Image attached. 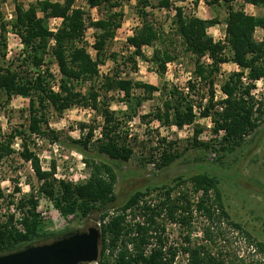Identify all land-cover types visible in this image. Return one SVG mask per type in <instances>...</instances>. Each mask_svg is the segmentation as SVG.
I'll use <instances>...</instances> for the list:
<instances>
[{"label":"trees","instance_id":"obj_1","mask_svg":"<svg viewBox=\"0 0 264 264\" xmlns=\"http://www.w3.org/2000/svg\"><path fill=\"white\" fill-rule=\"evenodd\" d=\"M77 1L40 0L26 7L15 1L9 20L5 19L0 8V108L8 106L15 97L27 100V108L22 111L27 124L15 126L8 133H3L0 128V166L4 163H10V166L17 156L16 159L29 164L39 184L35 189L29 185L28 194H24L17 183L10 193L0 186V205L7 210L0 217V254L16 251L30 243H48L59 236L57 233L44 232L45 223L38 211L39 196L50 200L62 216L74 215L77 218H87L94 210L110 208L117 199L114 193L117 173L113 164L102 159L96 160L88 151L95 128H88L84 138L74 141L75 149L83 156L89 170L84 182L74 184L56 180L54 164L50 171L42 168L32 139H44L50 133L49 110L58 115L73 107L95 111L102 118L100 136L94 141L97 154L121 162L130 159L132 149L127 144L128 130L121 129L122 122L104 101L108 93L122 94V102L126 106L124 125L128 120L137 118L144 125L157 122L161 126L182 129L193 125L197 117L209 118L213 125L212 132L215 135L222 132L220 150L225 152L240 146L246 136L256 131L264 118L263 103L257 101L252 93L256 82L264 80V39L257 41L254 38L256 29L264 32V11L254 16L235 9L232 6L235 0H205L210 7L222 3L226 8L224 40L214 41L208 36L207 28L216 24V19L186 18L181 8H175L172 35L179 40L183 52L193 57V74L207 87L206 94L194 100L192 93H199V90L190 81L186 92L179 86L167 83L158 88L122 77V73L117 70L103 76L99 88L90 85L86 93L77 90V86L81 87L87 81L96 79L99 67L105 65L106 60H116L114 54L106 56L105 50L120 27L122 17L121 13H110L90 23L95 30L93 59L84 43L86 13L76 6ZM84 1L89 8L99 7L105 2ZM172 1L176 0H160L153 9L169 8ZM243 1L256 7L264 6V0ZM4 2L0 0V4ZM139 4L142 5L138 10L141 25L126 39L128 48L132 49L127 60L134 70L137 59L146 60L162 77L167 65L178 59V53L172 39L168 36L163 38L154 22L148 20L149 13L145 10L148 2L143 0ZM48 19L61 20L55 31L45 25ZM10 33L19 39L21 49L15 57L8 59L7 35ZM157 42L163 48L155 47L151 57L145 59L143 49ZM204 58H208L210 63H205ZM228 63L236 65L239 71L230 73L221 82L219 90L222 96L216 98V76L221 66ZM52 64L56 65L59 74L57 90L54 89L56 80ZM155 92L160 93V104L146 114H140V108L153 99ZM204 99L206 103H203ZM194 108L198 110V115ZM80 128L84 130L87 127L81 124ZM199 132L200 129L195 127L194 146L199 145L208 150L210 146L207 143L196 142ZM17 141L18 149L14 148ZM175 158L176 155L164 149L160 162L155 166L159 169L169 166ZM216 160L219 162L220 158ZM11 170L17 171L15 167ZM14 180L9 182H16ZM173 181L172 185L161 187V192L153 197V204L145 200L150 189L137 190L121 207L114 210L112 216H109L108 210L101 213V222L108 219L101 227L100 261L107 258L104 250L108 248L110 256L116 252L113 264H175L178 254L185 257L183 264H240L237 257L226 258L223 253L212 248L216 244L215 238L223 236L220 227L223 223L248 237L254 251L264 257V244L252 238L241 224L230 219L216 176L203 172L186 178L178 176ZM186 183L190 184L189 189L183 188ZM195 217L203 219L205 223L200 229V240L196 239L192 229ZM168 225L178 226L186 233L169 244L165 237ZM151 239L153 247L150 254L145 256L144 251L151 244ZM128 245L132 246L131 249Z\"/></svg>","mask_w":264,"mask_h":264},{"label":"rangeland","instance_id":"obj_2","mask_svg":"<svg viewBox=\"0 0 264 264\" xmlns=\"http://www.w3.org/2000/svg\"><path fill=\"white\" fill-rule=\"evenodd\" d=\"M15 1L23 3L26 7L29 3L40 0H5L4 3L0 4V8L7 20L12 18ZM142 1L105 0L101 6L96 8H89L84 0L76 2V6L82 8L86 13L87 29L84 43L86 50L93 59L95 58V51L93 50L95 30L90 23L105 18L110 13L122 14L120 27L116 30L113 39L107 44L105 50L106 56L114 54L116 60H106L105 65L99 67V75L96 79L87 81L81 87L77 86V90L86 93L90 85L97 89L103 76L110 75L117 70L118 73H122V77L151 84L158 88L167 83L179 86L186 92L187 83L190 81L199 90V93H192V98L199 100L200 95L206 94L207 87L199 82L193 74V57L183 52L179 40L172 35V16L160 11L159 8L153 9V7L158 6L160 0H145L148 2V7L145 8L149 13L148 20L154 22L163 38L168 36L169 39H172L178 53V59L167 65V71L162 77L157 74L154 68H151L146 60L137 59L136 70L132 68L131 62H128L127 57L132 49L128 48L126 39L141 25L138 10L142 8V5L139 4ZM232 6L241 10L244 8L241 3H233ZM203 8L205 9L204 13L199 17L216 19L219 24L216 30L213 27L212 32L208 31V35H216L215 38L217 39L218 35H223L226 8L224 6ZM247 11V14L260 15L264 11V6L247 7ZM60 22V19H48L45 20V25L51 31H55ZM254 38L257 41L264 39L263 31H255ZM7 39V58L11 59L20 51L21 44L14 34H8ZM166 44L169 45V42L166 41ZM155 47L163 48V45L157 42L152 47H145L143 49L145 59L151 57ZM203 61L210 63L206 58ZM51 69L56 80L54 85H58L59 74L56 65L52 64ZM236 71H239V68L231 63L221 66L214 84L216 98L222 96L219 90L221 82L230 73ZM252 93L257 101L263 103L264 110V80L256 82ZM101 94L103 93L101 92ZM196 94L197 96H195ZM104 101L109 109L116 113V118L122 122L121 129L123 131L128 130L127 144L132 149V155L127 162L112 161L97 154L94 141L100 136L99 129L102 118L90 108L73 107L61 115L49 110L47 116L50 133L44 139L33 137L32 140L34 141L35 151L40 158L41 166L45 171H50L51 166L54 164V178L56 180L77 184L88 178L89 170L84 164L83 156L75 149L74 141L84 138L88 128H95L94 138L89 144L88 151L96 160L102 159L113 164L117 173V182L114 186L117 199L110 208L94 210L87 218H77L74 215L62 216L50 200L44 196H39L38 211L45 223V233L61 235L67 232L85 231L88 227L96 225L102 212L108 210V214L114 213V210L121 207L127 198L137 190L150 189V193L146 195L145 200L153 204V197L156 193L161 192V187L172 185L173 180L178 176L186 178L196 173L206 172L217 177L224 207L230 219L241 224L252 238L264 244V118L256 131L246 136L240 146L231 152H225L220 150L221 136L212 132L213 125L209 118L197 117L193 125L185 126L182 129L173 126H161L157 122L144 125L137 118L132 121L128 120L124 125L126 106L122 102V94L108 93ZM203 103H206L205 99ZM158 104H160V93L155 92L153 99L145 102L140 108V114H146ZM26 108L27 100L21 97L13 98L8 106L0 108L1 131L8 133L15 126L26 125L25 116L22 115V111ZM81 124H85L87 128L81 130ZM195 127L200 129L199 134L196 136V142L198 144L207 143L210 146L208 150L199 145L194 146L193 130ZM51 132L54 134H51ZM159 141L163 142L159 144ZM18 147L17 141L14 148L18 149ZM164 149L168 153L176 155V158L169 166L159 169L155 164L160 162V156ZM16 158L17 156H15V160L12 161L10 166V163H4L0 166V186L6 193H10L13 185L17 183L22 192L28 194L30 192L29 185H32L35 189L39 184L33 176L29 164L22 163ZM217 158H220L219 162H217ZM13 167L17 171L11 170ZM9 179H16L14 180L16 182H9ZM183 188L189 189L190 184L186 183ZM6 212L5 207L0 205V217ZM203 226H205L204 220L195 217L192 229L198 240L202 237L200 229ZM220 227L223 236L215 238L216 244L212 247L214 251L223 253L226 258L233 259L237 257L240 264L264 263L263 254L254 251V246L248 237L225 223L221 224ZM182 233L185 234L186 232L179 229L178 226L168 225L165 237H167L170 244L177 241ZM183 262H185V257L178 254L175 264H183ZM113 263L114 260L106 262V264Z\"/></svg>","mask_w":264,"mask_h":264},{"label":"water","instance_id":"obj_3","mask_svg":"<svg viewBox=\"0 0 264 264\" xmlns=\"http://www.w3.org/2000/svg\"><path fill=\"white\" fill-rule=\"evenodd\" d=\"M100 244L101 233L91 226L63 233L48 243L0 254V264H91L99 258Z\"/></svg>","mask_w":264,"mask_h":264},{"label":"built area","instance_id":"obj_4","mask_svg":"<svg viewBox=\"0 0 264 264\" xmlns=\"http://www.w3.org/2000/svg\"><path fill=\"white\" fill-rule=\"evenodd\" d=\"M233 3H241V4H243L244 5V8L242 10L245 13L248 12L247 11V7H251V8L253 7V5L247 4L243 0H235ZM200 5L207 6L206 1L205 0H179V1L172 2V5L169 8H159V10L162 11V12H164V13H168V14H170V16L173 17L174 14H175V8L176 7H179L182 10L183 17H186V18H194V17H197V18H199L198 8H199ZM171 24H172V21H171ZM171 27H173V26H171ZM217 38L219 40L216 39V38H215L216 40L215 39H213V40L214 41H223L224 40L223 37L220 36V35H218ZM221 38H222V40H221ZM206 59H207V61H209L208 58H206ZM197 80L199 81V79H197ZM243 81H246L245 78H243ZM54 89L55 90L57 89V85L54 86ZM194 111H195L196 115H198V110L196 108H194ZM219 135L221 136L222 135V132H220ZM112 215H113V212L109 214V216H112ZM107 219L108 218H106L103 222H101L99 220L96 223V225L94 226L95 228H97L100 231V233H101V227H102V225H104L107 222ZM105 238H106V241H108L107 236ZM131 247H132L131 245H128V248L129 249H131ZM152 247H153V239H151V244L148 245V247L144 251V255L145 256H147L148 254H150V249ZM116 251H118V250H116ZM104 252H105V256L108 259L107 258H103L100 261V254H99L98 260L96 262L91 263V264H99L100 262H108L110 260H114V258L116 257V252L113 253V256H110V250L108 248L105 249Z\"/></svg>","mask_w":264,"mask_h":264},{"label":"crops","instance_id":"obj_5","mask_svg":"<svg viewBox=\"0 0 264 264\" xmlns=\"http://www.w3.org/2000/svg\"><path fill=\"white\" fill-rule=\"evenodd\" d=\"M218 6H220V7H222L223 5H222V3H220ZM203 7H207V8H210V6H203V5H200L199 6V8H198V11H199V15H202L203 13H204V8ZM253 7H256V6H253ZM252 10V9H251ZM226 15V17H227V13L225 14ZM251 15H254V16H259V15H255V14H251ZM261 15V14H260ZM200 19H203V20H211V19H209V18H207V17H202L201 18V16L199 17ZM225 21H226V19H225ZM218 26H219V24H218V22L216 23V24H214V25H212V27L210 28V27H208L207 28V34H209V32L208 31H210V32H212L211 30L213 29V27H215V29L214 30H216V28H218ZM225 26H226V23L224 22V24H223V28H224V30H223V35H222V37H223V39H224V35H225ZM257 30H260V31H262L261 29H256V31ZM264 33V32H263ZM208 36H210V37H212L213 39H215V35H208ZM218 39V38H217ZM216 40V39H215ZM219 40V39H218ZM221 40H222V38H221ZM232 65H234V64H232ZM236 66V65H235Z\"/></svg>","mask_w":264,"mask_h":264}]
</instances>
